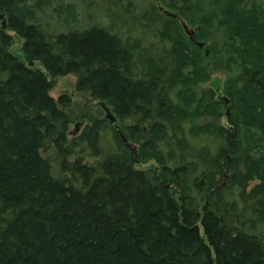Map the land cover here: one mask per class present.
Returning <instances> with one entry per match:
<instances>
[{"label": "trees", "instance_id": "trees-1", "mask_svg": "<svg viewBox=\"0 0 264 264\" xmlns=\"http://www.w3.org/2000/svg\"><path fill=\"white\" fill-rule=\"evenodd\" d=\"M26 1L0 0V264H264V0H155L150 54ZM217 67L226 124L201 86ZM67 74L97 106L72 116L50 95Z\"/></svg>", "mask_w": 264, "mask_h": 264}, {"label": "rangeland", "instance_id": "rangeland-1", "mask_svg": "<svg viewBox=\"0 0 264 264\" xmlns=\"http://www.w3.org/2000/svg\"><path fill=\"white\" fill-rule=\"evenodd\" d=\"M38 1L42 6L37 13V20L40 22L50 23L55 17H62L61 10L67 7L68 4H72L74 5L75 18L81 25L98 24L99 21H102L104 25H112L115 31L121 32L125 39L133 45L135 44L134 46L139 47L137 52L140 54H150V52L155 51L153 49H157L159 46L158 39L155 36L156 26L149 28L150 26L145 25V20L143 19L145 12L149 10L152 2L158 3L155 0H125L122 4L116 3L114 0H52L50 5H47L45 0H27L26 5L34 4ZM59 5H62V7L59 8ZM188 27L194 32L197 30L196 26L190 25ZM11 34L14 36V44L10 47V52L16 57L23 59V53L20 49L23 39L13 32ZM199 40L205 43L203 51L207 53L214 46L212 44L213 38L205 37ZM208 58H210V61L211 59L213 60V55L211 54ZM209 74L208 81L201 83V86L211 87L216 91L218 98L226 99V103L221 107L223 116L218 120V122L226 124V115L232 111V108L227 95L224 93L226 84L225 70L221 67H217V69L211 68ZM54 81V87L51 89L50 95L54 98H58L63 93L71 95L72 105L67 109L70 115L79 116L83 111L88 110L89 107L97 106L87 95H80L75 92L74 84L76 78L74 75L59 76ZM79 123L80 120H75L70 125L69 132L72 134L78 133L85 122ZM150 165L153 164L151 162H142L138 166L146 168ZM253 184L254 182H251L249 186ZM261 236L264 241V231H261Z\"/></svg>", "mask_w": 264, "mask_h": 264}, {"label": "water", "instance_id": "water-1", "mask_svg": "<svg viewBox=\"0 0 264 264\" xmlns=\"http://www.w3.org/2000/svg\"><path fill=\"white\" fill-rule=\"evenodd\" d=\"M163 12H164L167 16H173V17H176L175 14H173V13L167 11V10H163ZM1 17H2V15H0V18H1ZM2 25H4V22H2ZM181 25H182V27H183L185 33L188 35L189 39H190L192 42H194V43H195L196 45H198L199 47H202V46L204 45L203 42H201V41H197V40L195 39V32H194L192 29H190V28L188 27V25H187L185 22L182 21V22H181ZM205 54H207L206 51H205ZM105 115H106L107 118H109L110 122H115V117L111 114V112H110V110H109L108 108H105ZM122 139H123V141H124L125 143H127V140H126L125 137H122ZM127 145H128V147H129V149H130L131 151H134V150H135V146H133V145H131V144H127ZM135 160H136V161L138 160V159H137V156H135Z\"/></svg>", "mask_w": 264, "mask_h": 264}]
</instances>
